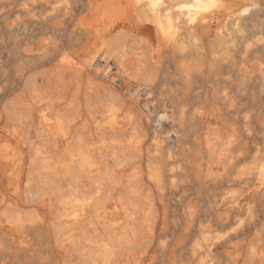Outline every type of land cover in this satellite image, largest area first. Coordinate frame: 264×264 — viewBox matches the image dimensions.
Returning <instances> with one entry per match:
<instances>
[{
    "label": "bare ground",
    "instance_id": "obj_1",
    "mask_svg": "<svg viewBox=\"0 0 264 264\" xmlns=\"http://www.w3.org/2000/svg\"><path fill=\"white\" fill-rule=\"evenodd\" d=\"M31 1L0 0L46 32L0 84V264H264L261 38L210 36L223 0Z\"/></svg>",
    "mask_w": 264,
    "mask_h": 264
},
{
    "label": "rangeland",
    "instance_id": "obj_2",
    "mask_svg": "<svg viewBox=\"0 0 264 264\" xmlns=\"http://www.w3.org/2000/svg\"><path fill=\"white\" fill-rule=\"evenodd\" d=\"M26 6L28 9H31V0H24ZM35 15H37V12H33ZM226 15L227 20L226 21V26H218L222 27L224 29V35L226 34L225 38H238L234 36L233 32V26H231L230 23V16L231 12L225 10H214L210 15H209V22H210V36H214L217 32V26L214 24L217 23V18H224ZM6 20L4 24H0V40H2V48L0 49V57L2 64L0 65V84L4 85L8 91L11 92L10 97L14 96L17 92L18 89H14V80L11 74V67H12V60L10 58V54L8 52L9 47L17 41V45L20 48H24L25 46H35L33 39L34 38H43L46 36V32L42 31L41 28H39L35 23H32L27 20V15L24 12H14L11 11L6 15ZM214 21V22H213ZM64 23V28L68 29L71 28V26H68L69 24ZM67 26V27H66ZM249 32L250 31H258V27H251L248 28ZM245 30V28H244ZM246 32V31H245ZM244 32V33H245ZM69 37V36H68ZM67 35L64 36V38H68ZM73 38V36H71ZM18 38V39H17ZM16 39V40H15ZM35 40V39H34ZM261 48L264 46V38H261ZM258 62L261 64V67L264 68V57L260 56L258 58ZM115 71V70H114ZM114 81V86L113 89L115 90L119 86V82L121 81L118 77L113 78ZM161 88V89H160ZM164 88V89H163ZM163 89V90H162ZM118 92V90H116ZM156 91V92H155ZM157 91H160L157 92ZM166 92L167 89L165 88V85L161 84L158 89H154L152 92V95L149 100H152L151 104H148L149 108H152V106L155 107L157 104V101H159V98L161 99V93ZM128 96V94H127ZM130 96V95H129ZM159 96V97H157ZM262 100L264 101V97H262ZM248 96L245 97L243 96L242 100V107L247 105L249 102ZM154 102V103H153ZM153 104V105H152ZM143 105V103H142ZM150 105H152L150 107ZM147 106V107H148ZM170 107V106H169ZM144 109H146L144 107ZM237 124L240 125V122L237 121ZM2 126V125H1ZM1 130L2 127H1ZM170 134V133H169ZM167 196V197H166ZM173 196L168 194L164 196L165 204L169 208V214H172V207H173Z\"/></svg>",
    "mask_w": 264,
    "mask_h": 264
},
{
    "label": "crops",
    "instance_id": "obj_3",
    "mask_svg": "<svg viewBox=\"0 0 264 264\" xmlns=\"http://www.w3.org/2000/svg\"><path fill=\"white\" fill-rule=\"evenodd\" d=\"M225 3V13L226 11L231 12L230 16V25L233 26V22L235 19V16L238 12L242 11L244 8H248L249 12L241 16L240 19V26L242 29V33L240 35H237L234 33L235 37L238 38H264V0H223ZM227 17L217 18V23H215V26H226ZM260 25V26H259ZM211 26V25H210ZM258 29L261 28L258 31H250L248 28L257 27ZM262 26V27H261ZM245 28V30H244ZM246 31V32H245ZM245 32V33H244ZM226 37V34H225Z\"/></svg>",
    "mask_w": 264,
    "mask_h": 264
}]
</instances>
